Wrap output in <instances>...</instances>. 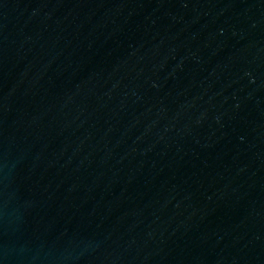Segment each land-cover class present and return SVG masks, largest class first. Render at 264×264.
<instances>
[{"label":"water","instance_id":"obj_1","mask_svg":"<svg viewBox=\"0 0 264 264\" xmlns=\"http://www.w3.org/2000/svg\"><path fill=\"white\" fill-rule=\"evenodd\" d=\"M0 264H264V0H0Z\"/></svg>","mask_w":264,"mask_h":264}]
</instances>
